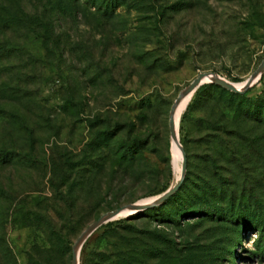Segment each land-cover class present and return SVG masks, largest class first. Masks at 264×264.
Listing matches in <instances>:
<instances>
[{"label": "rangeland", "instance_id": "obj_1", "mask_svg": "<svg viewBox=\"0 0 264 264\" xmlns=\"http://www.w3.org/2000/svg\"><path fill=\"white\" fill-rule=\"evenodd\" d=\"M263 57L264 0H0V264H71L181 174L78 264H264V69L194 91L179 169L168 129L197 74Z\"/></svg>", "mask_w": 264, "mask_h": 264}, {"label": "water", "instance_id": "obj_2", "mask_svg": "<svg viewBox=\"0 0 264 264\" xmlns=\"http://www.w3.org/2000/svg\"><path fill=\"white\" fill-rule=\"evenodd\" d=\"M263 69H264V57L262 58L258 66L255 68V70L251 72V74H249V76L245 79L244 83L242 84L240 88H237L235 85H233L229 81L225 80L224 78L214 73L201 72L197 74V76H195L178 93V95L176 96V98L171 104V107L169 110V116H168V129H169L170 137L172 139H176L175 132H174L173 113H174V109L177 103L179 102L182 96H184L185 94L191 91L194 93V91L200 85L204 83H213L231 92L244 93L259 78L260 73L262 72ZM184 170H185V164L183 161L182 173L184 172ZM182 179H183V175L181 174L175 184L170 185L165 191L160 193L156 198H154L152 201L148 203H131V204L119 206L113 210L105 212L102 216H100L99 218L94 220L92 223H90L87 226V228L78 236V238L72 245L71 264H78V255H76V247L78 246L80 249L83 242L96 228H98L100 225L104 223L117 219V216L120 214H124V217H126L132 212L142 211L144 209L154 207L156 205L163 203L169 196H171L178 189Z\"/></svg>", "mask_w": 264, "mask_h": 264}, {"label": "bare ground", "instance_id": "obj_3", "mask_svg": "<svg viewBox=\"0 0 264 264\" xmlns=\"http://www.w3.org/2000/svg\"><path fill=\"white\" fill-rule=\"evenodd\" d=\"M245 81V80H244ZM243 82H237V83H232L233 85H235L237 88H240L242 86ZM193 94V92H189L187 94H185L184 96L181 97V99L179 100V102L177 103L175 109H174V113H173V120H174V132H175V136L176 139H172V157H173V162L175 164L176 169H179V161L181 160V152L179 149V146L177 144L178 141V135H177V124H178V120L180 118V115L187 103V101L189 100L190 96ZM153 199L149 200L152 201ZM143 201H147V200H143ZM124 215V214H120L117 217ZM79 253V247H76V255H78Z\"/></svg>", "mask_w": 264, "mask_h": 264}, {"label": "trees", "instance_id": "obj_4", "mask_svg": "<svg viewBox=\"0 0 264 264\" xmlns=\"http://www.w3.org/2000/svg\"><path fill=\"white\" fill-rule=\"evenodd\" d=\"M213 85H214V84H212V83H204V84L200 85V86L196 89L194 95L198 96L203 90H205L206 88H208V87H210V86H213ZM225 90H226V89H225ZM227 91H228V90H227ZM228 92L231 93V94L234 95V96H241V95H245L248 91H246V92H244V93H237V92H231V91H228ZM164 189H165V188H162V189L159 190L157 193L162 192ZM171 197H172V195L169 196L165 201L169 200ZM165 201H164V202H165ZM116 221H120V220H116ZM116 221H115V223H116ZM112 224H113V221H109V222L105 223L104 226L107 227V228H110V227L112 226Z\"/></svg>", "mask_w": 264, "mask_h": 264}]
</instances>
